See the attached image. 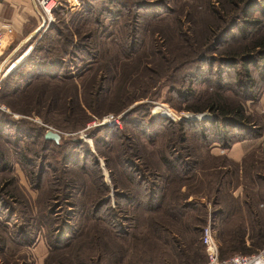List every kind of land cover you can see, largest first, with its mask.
Masks as SVG:
<instances>
[{
  "label": "rangeland",
  "instance_id": "rangeland-1",
  "mask_svg": "<svg viewBox=\"0 0 264 264\" xmlns=\"http://www.w3.org/2000/svg\"><path fill=\"white\" fill-rule=\"evenodd\" d=\"M247 2L60 0L44 31L0 70L21 59L0 85V127H5L0 132V264H184L202 244L199 228L208 212L237 214V185L243 199L248 195L253 209L264 212V60L256 49L241 54L244 44L264 36V17L258 26L247 23L244 33L234 29L232 38L229 30L228 37L221 36ZM252 12L251 19L262 17ZM29 13L34 29L41 20ZM53 24L63 36L51 31L33 52V61L58 64L62 57L69 75L28 83L11 76L18 69L29 72V65L23 66L29 51H24ZM219 36L228 39L210 52ZM63 38L73 45L66 43V52L59 50ZM76 44L85 50L70 52ZM247 57L253 60L245 70L241 60ZM228 58L233 64L226 66L221 59ZM212 97L241 106L251 129L260 132L242 139L252 150L262 149L246 159L241 175L239 165L218 152L226 148L222 141L192 130L199 125L213 134V128L226 127L230 117L206 107ZM108 116L118 123L106 124ZM47 129L60 134L57 145L42 140ZM178 155L185 158L176 164L189 162L192 169L185 180L164 164L165 156L174 160ZM152 173L167 201L174 189H190L181 190L190 194L185 202L191 204L183 217L144 211L146 182L140 179L150 182ZM135 195L133 206L127 196ZM103 198L108 203L98 205ZM215 219L213 214L220 247L216 227L226 235L238 216Z\"/></svg>",
  "mask_w": 264,
  "mask_h": 264
},
{
  "label": "trees",
  "instance_id": "trees-1",
  "mask_svg": "<svg viewBox=\"0 0 264 264\" xmlns=\"http://www.w3.org/2000/svg\"><path fill=\"white\" fill-rule=\"evenodd\" d=\"M255 0H248V2L246 4H244L243 8H242V16L239 17H235V19L233 21H231V24H228L227 26H224L222 32L223 37H228L227 36V31L229 30L230 32H232V34L230 35V38H232L233 35V30L236 29L238 30V33H244L243 31L245 30V25L247 23H253V26H258L262 23L263 17H264V0H258L256 2H254ZM59 9V8H58ZM57 9V10H58ZM56 10V11H57ZM64 9H61V11ZM252 10H255V12L259 13L262 17H256L255 19H251V17H248L249 14L253 13ZM55 11V13H56ZM89 11V10H88ZM54 13V14H55ZM242 20L243 21V25L242 26H238L237 25V21ZM226 22V21H225ZM230 25V27H229ZM228 27V29H227ZM51 31H56L57 34L62 35V31L61 30H57V28L54 27V24L51 25L48 29H46V31L42 34V36L40 37V39L37 41V43L35 45L32 46V48L29 50L28 54H27V58L25 59V61H23V66L25 64L29 65L27 70H29V72L27 74H20V71L16 70L13 72H10L9 74H11V76H21V78L23 80H26L25 82H30L32 79L34 78H43L46 77L48 79L51 80H59L60 79H64L65 77H67V75H69V73L67 72V67H66V63L64 62L63 58L61 57L60 59H57L58 64H55L53 61H48L45 58L43 59H39L36 61H33V52L35 51V49H37L39 47L38 44H40V42L48 36V34L51 33ZM34 37L30 38L29 40L33 39ZM61 38V37H60ZM244 38V36L242 37ZM228 38L222 39L220 38V36L216 39L215 43L210 47V52H215L218 48L219 43L221 44L224 40H227ZM29 40L27 42H29ZM24 43V44H27ZM63 48L60 47V51L66 52V49L64 47V45L67 43L68 45H72L71 40H69L68 38H63ZM79 45H75V49H71L70 52L72 53H79L82 52L83 48L78 49ZM21 48V47H20ZM19 48V49H20ZM78 49V50H77ZM256 49V50H255ZM75 50V51H74ZM253 50H255L256 54L258 55V58H262V60H264V36H259L258 39H256L255 41L251 42L250 45L248 44H244V51L246 52H242L241 54H245L249 52H252ZM18 51V50H17ZM4 54V53H3ZM228 56H236L237 54L235 53H228ZM19 56V55H18ZM235 58V57H232ZM222 61L227 62V65L233 64V59H221ZM253 58L252 57H247L244 58L243 60H241L242 64L245 67V70L248 69V64L252 63ZM36 62V63H34ZM3 68V67H2ZM68 73V74H67ZM246 75H250L249 71H246ZM7 76V75H6ZM5 76V77H6ZM3 79H1L0 81V85ZM206 107H212L213 110L217 113V115L221 118L223 117H230V118H225L227 119V123L225 124V128L223 127H218V128H213L212 133L211 131H207L204 127L201 128V126H195L194 128H192L193 131L198 130L200 132V130L202 131V135L205 137L206 134L209 135H213L214 138L216 137L217 139H219L220 141H222V145L224 147H230L231 144L235 141L238 140H242L244 138L250 137V136H259L260 132L253 130L251 128H253L252 126H250L246 120V116L243 115V112L240 111L241 110V106L236 105V106H230L227 104H224L222 101L219 100V98H210L208 100V103L206 105ZM233 118V119H231ZM236 121H235V120ZM215 121V120H214ZM245 122V123H243ZM197 123V122H194ZM206 122H203V124ZM215 123V122H212ZM202 124V125H203ZM6 125H14V123H9L7 122ZM196 125V124H194ZM206 125V124H204ZM5 127H0V132L4 131ZM210 132V133H209ZM253 133V134H248L245 135V133ZM258 132V133H257ZM230 135V136H229ZM42 140L44 141H52L54 143V145H57V141L53 140V139H47L44 137V132L41 134ZM230 139V141L226 142L223 139ZM216 139V140H217ZM218 140V141H219ZM190 153H187V155H189ZM68 156V155H66ZM189 157V156H187ZM185 157H181V155H178V157L174 158V160L169 159V157L165 156L164 159V164L165 167L170 170V173H176L178 175L179 178H177L178 180H185L183 179L184 176H187L186 173H189L190 170H192L189 166H187V163L189 162H185L183 165L184 166H179V164H176V160L178 162H180L181 159L184 160ZM183 163V162H182ZM179 173H181V176L179 175ZM40 174V173H39ZM152 176H154L153 180L150 182H147L146 180H142L140 179V181L146 182V185L144 186V199L143 202H145V212L148 213H154L155 210H160V215L167 214L170 217H183L184 212L186 210L187 207H189V205H191L190 203H186L185 199L186 196L190 195L188 193L185 192H181V190L185 191L189 188H184V187H179V190L174 189L173 191H175L176 193L173 195H169L168 198H170L168 201L167 199H165V194H164V189L161 188L160 184L158 183V181H156V179H159L158 177H156V175H154L152 173ZM140 178V177H139ZM186 178V177H185ZM139 180L135 181L136 185L139 182V185H142V183ZM112 184V188H114V192L115 188L114 187V183ZM107 184L105 181H103L101 183V187L103 189L107 188ZM190 189L187 191L189 192ZM177 192H180L182 194L177 195ZM193 192V191H191ZM116 195L119 194L118 192L115 193ZM121 195V194H119ZM178 196V197H177ZM159 197L160 201L157 204H154L153 202H155V200ZM137 196H133L132 198H129V196H127V202H131L132 204H134L133 206L136 205V201H137ZM183 198V199H182ZM182 199V200H181ZM234 201H237L239 198H233ZM103 201H99L98 205H102L105 204L106 202L108 203V199L103 198ZM185 202V203H184ZM240 205L238 208V212L237 214H234L235 212H231V213H224L225 210L222 209H218L217 211L214 212V218H219L222 221L224 219H222V217H229V216H238V223L237 225H235V228L233 229H227L226 227V231H228V233L226 235L222 234V232H224V228L221 226L220 229L218 227H216L218 229V236L221 240V246L219 248H221V250H219L221 252L220 257L221 258H225L230 256L231 254L234 253H241V254H248L251 253L253 251H256L257 249L261 248L264 245V212L263 213H259L257 210L253 209V205L255 203L254 200H250L249 196L247 195V198L240 200ZM236 205V204H235ZM243 211V212H242ZM51 212V209H50ZM263 214V215H262ZM200 218V217H199ZM215 219V220H216ZM202 220V219H200ZM206 223V219L204 220ZM113 222H115V220H113ZM203 222V220H202ZM203 224V223H202ZM201 224V226H202ZM112 227H114L112 225ZM215 227V226H213ZM199 228V226L197 227ZM202 228V227H201ZM201 228H199V230L201 231ZM199 231V233H200ZM226 233V232H224ZM198 238V237H197ZM197 238H195L196 240H198ZM199 239H200V235H199ZM246 239L248 240V243H246ZM58 240H55V245H57ZM58 246V245H57ZM51 248V247H50ZM194 257L191 256L188 260L186 259L184 261V264H205L206 263V256H205V252H204V248L203 245H197L196 247H194Z\"/></svg>",
  "mask_w": 264,
  "mask_h": 264
},
{
  "label": "crops",
  "instance_id": "crops-1",
  "mask_svg": "<svg viewBox=\"0 0 264 264\" xmlns=\"http://www.w3.org/2000/svg\"><path fill=\"white\" fill-rule=\"evenodd\" d=\"M36 8L37 6L33 4L32 0H29V1L0 0V18L9 22L13 26V29H14L13 35L9 36L5 40L3 47L0 48V55H2V53H5L8 50V47L11 46L12 44L15 43L14 44L15 46L30 31L34 30L37 27L36 26L34 29H32L34 26L33 24H31V22H28L29 17L27 15V14H30L29 12H32V13H37V15H39L40 17L39 10L38 8L37 9ZM8 52L5 54V56L8 54ZM246 142H247V139L238 141L232 144L228 148H223V149L221 148L220 150H218L219 153H225L228 160L235 162L236 164L239 165V174L242 173L243 164L246 161V159L250 157L253 153H256V154L260 153L262 149L259 146H256L252 150L251 148L253 147V145L245 144ZM234 195H235L234 198H239L243 200V188L241 185H240L239 190H238V185L236 186V193H234ZM213 214L211 211L207 213L206 222L209 217H210V221L212 220ZM246 243H248L247 239H246Z\"/></svg>",
  "mask_w": 264,
  "mask_h": 264
},
{
  "label": "built area",
  "instance_id": "built-area-1",
  "mask_svg": "<svg viewBox=\"0 0 264 264\" xmlns=\"http://www.w3.org/2000/svg\"><path fill=\"white\" fill-rule=\"evenodd\" d=\"M38 10L44 16L47 24L53 19L55 11L59 8L60 0H34ZM13 26L0 18V48L3 47L5 40L13 35ZM30 50V46L26 48L23 55H26ZM13 63V62H12ZM11 63V64H12ZM9 64L4 72L0 73V81L12 67ZM0 108H3V106ZM118 123L116 118L108 116L106 124ZM200 240L204 246V252L207 257L205 264H264V245L248 254H233L225 258L219 255V242L214 229L211 226L210 217L201 228Z\"/></svg>",
  "mask_w": 264,
  "mask_h": 264
},
{
  "label": "water",
  "instance_id": "water-1",
  "mask_svg": "<svg viewBox=\"0 0 264 264\" xmlns=\"http://www.w3.org/2000/svg\"><path fill=\"white\" fill-rule=\"evenodd\" d=\"M33 4H35L34 0ZM36 5V4H35ZM37 9V8H36ZM40 14V18L41 21L40 23L37 25V27L30 31L23 39H21L9 52L8 54L2 59V61L0 62V70L1 68L5 65L6 62L9 61L10 57L13 56L17 50H19V48L25 43L27 42L30 38L35 37L37 35H39L41 32L44 31V29L47 26V22L44 18V16L42 15V13L39 11ZM29 47V46H28ZM31 48V47H30ZM44 137L47 139H53L55 141H59L60 139V134L57 131H53L50 129H47L44 133Z\"/></svg>",
  "mask_w": 264,
  "mask_h": 264
},
{
  "label": "bare ground",
  "instance_id": "bare-ground-1",
  "mask_svg": "<svg viewBox=\"0 0 264 264\" xmlns=\"http://www.w3.org/2000/svg\"><path fill=\"white\" fill-rule=\"evenodd\" d=\"M20 61H21V59L19 58L17 61H15L14 63H12L10 67H12V66L15 67L16 66V63L17 62H20Z\"/></svg>",
  "mask_w": 264,
  "mask_h": 264
},
{
  "label": "flooded vegetation",
  "instance_id": "flooded-vegetation-1",
  "mask_svg": "<svg viewBox=\"0 0 264 264\" xmlns=\"http://www.w3.org/2000/svg\"><path fill=\"white\" fill-rule=\"evenodd\" d=\"M61 137V136H60Z\"/></svg>",
  "mask_w": 264,
  "mask_h": 264
}]
</instances>
